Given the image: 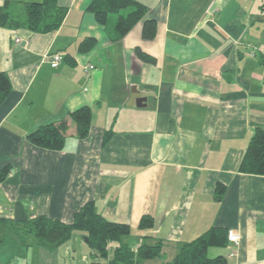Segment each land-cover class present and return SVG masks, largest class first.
I'll return each mask as SVG.
<instances>
[{
    "label": "crops",
    "instance_id": "0c3cea01",
    "mask_svg": "<svg viewBox=\"0 0 264 264\" xmlns=\"http://www.w3.org/2000/svg\"><path fill=\"white\" fill-rule=\"evenodd\" d=\"M11 1L23 16L22 3L41 0ZM58 1L68 13L57 30L0 26V70L13 85L0 105V169L9 168L0 218L69 222L93 200L97 211L137 227L142 215L154 217L146 233L163 240V255L144 264L171 260L179 242L213 226L242 235L239 245L211 247L228 264H264V175L239 170L255 127H264V0H139L148 12L120 39L116 14L102 24L92 0ZM146 19L157 22L152 37L143 34ZM87 37L96 45L81 51ZM54 52L65 56L57 67ZM88 63L96 67L90 77ZM133 88L144 105L130 103ZM82 105L93 117L79 138L68 112ZM62 119L63 149L28 140ZM0 236L14 240L0 243V264H59L61 248L69 264H89L80 232L54 249L21 245L8 223Z\"/></svg>",
    "mask_w": 264,
    "mask_h": 264
},
{
    "label": "trees",
    "instance_id": "16d2710c",
    "mask_svg": "<svg viewBox=\"0 0 264 264\" xmlns=\"http://www.w3.org/2000/svg\"><path fill=\"white\" fill-rule=\"evenodd\" d=\"M12 5L11 0H6L3 5H0V26L26 27L35 32H49L57 30L68 13V8L60 5L58 0L24 2L20 9L23 16L15 12ZM88 9L94 12L96 19L102 24L107 23L110 14H116L114 39H120L126 35L148 12V6L139 0H92ZM156 29L155 20L146 19L144 21L143 34L145 37L154 36ZM96 42L94 37H87L80 42L79 49L89 51L96 45ZM137 51L145 60L155 59L140 47H137ZM12 89L9 74L5 70H0V105L9 97ZM68 113L76 123L77 136L86 137L92 124L91 106L82 105ZM68 130V120L62 119L41 124L31 130L27 138L35 145L61 150L65 146ZM110 134L111 130H107L105 139ZM239 170L264 175V127H255L240 162ZM8 171V166L0 169V181L6 178ZM221 186L222 184L219 183L217 189L222 190ZM217 197L222 198V195L217 194ZM1 223H8L17 235L18 242L25 247L42 245L54 249L69 242L75 232H80L84 235L89 247V264H103L102 259L106 260L107 264H144L147 259L163 255V240L148 241L150 235L146 231L155 224L152 215L144 214L140 218L138 237L142 241L136 245L134 241L126 239L132 234V225L126 221L112 219L103 212L97 211L93 200L84 203L69 222L43 214L24 220L0 218ZM13 241L10 237L0 236V243H12ZM227 244H229L228 228L213 226L192 240L179 242L176 255L163 264H228L226 255L210 256L208 254L211 247H221Z\"/></svg>",
    "mask_w": 264,
    "mask_h": 264
},
{
    "label": "built area",
    "instance_id": "2783aa9c",
    "mask_svg": "<svg viewBox=\"0 0 264 264\" xmlns=\"http://www.w3.org/2000/svg\"><path fill=\"white\" fill-rule=\"evenodd\" d=\"M65 56L62 52H54L50 54L51 65L53 67L59 66V64L64 60ZM95 65L93 63H88L84 66L85 73L87 76H91V73L95 69ZM242 239V235L239 231L234 228H228V241L232 245H239Z\"/></svg>",
    "mask_w": 264,
    "mask_h": 264
},
{
    "label": "rangeland",
    "instance_id": "374dc122",
    "mask_svg": "<svg viewBox=\"0 0 264 264\" xmlns=\"http://www.w3.org/2000/svg\"><path fill=\"white\" fill-rule=\"evenodd\" d=\"M129 114H131V113H129ZM73 124H74V122L72 123V126H73ZM132 229H133L132 234L129 237H127V240L133 242L139 238L138 234L140 231H139L138 227L134 224L132 225ZM62 249L63 248H61V250H60L61 256L59 257V264H69V261L62 255ZM208 254L210 256H215V255H217V251H216V249L210 248ZM157 261H158V259H154V260L150 261V263L154 264Z\"/></svg>",
    "mask_w": 264,
    "mask_h": 264
},
{
    "label": "water",
    "instance_id": "95a60500",
    "mask_svg": "<svg viewBox=\"0 0 264 264\" xmlns=\"http://www.w3.org/2000/svg\"><path fill=\"white\" fill-rule=\"evenodd\" d=\"M132 91H133V94H132L130 103H133L135 99L137 105H144V102L146 101V97L141 96V94L137 91L136 88H133Z\"/></svg>",
    "mask_w": 264,
    "mask_h": 264
}]
</instances>
